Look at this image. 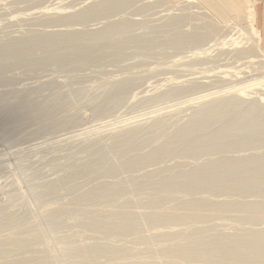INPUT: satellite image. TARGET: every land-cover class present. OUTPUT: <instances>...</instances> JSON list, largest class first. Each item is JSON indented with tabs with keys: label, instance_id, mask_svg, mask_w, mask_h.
I'll list each match as a JSON object with an SVG mask.
<instances>
[{
	"label": "rangeland",
	"instance_id": "rangeland-1",
	"mask_svg": "<svg viewBox=\"0 0 264 264\" xmlns=\"http://www.w3.org/2000/svg\"><path fill=\"white\" fill-rule=\"evenodd\" d=\"M177 1L0 0V264H231L221 235L264 233V57Z\"/></svg>",
	"mask_w": 264,
	"mask_h": 264
},
{
	"label": "bare ground",
	"instance_id": "bare-ground-1",
	"mask_svg": "<svg viewBox=\"0 0 264 264\" xmlns=\"http://www.w3.org/2000/svg\"><path fill=\"white\" fill-rule=\"evenodd\" d=\"M244 2L246 4V6H247L246 12L241 13L239 16H237L235 18L230 19L224 26L223 25L221 26L217 21H215L210 16H208L206 14H203L201 9L192 0H186V1H182V2L181 1H177V2H173V4L177 5V6L180 5V4L181 5L184 4V6H186L189 10H191L192 13L203 17L205 19V20H203V18H202L203 21H208L209 24L214 25L213 27H216L218 29L219 28L223 29V28L228 27V29H230L232 32H234V36H237L235 39H232V41H233V42H231L232 45L236 46L235 44L240 43V42L237 43L236 42L237 40H240V39L241 40H245L246 44L251 46L254 49L255 53L260 58H263L264 57V52L260 48L259 35H258V32H257L255 26H254L253 6L251 5L252 2L250 3L249 0L248 1L244 0ZM241 23L245 25L244 28H240V24ZM230 30H229L228 35L231 33ZM262 89L264 90V87ZM263 90H262L263 99H261L260 101H262V100L264 101V91ZM240 93L243 94L242 92H240ZM171 144H172V142H171ZM227 167H229V166H227ZM227 170H228V168H227ZM227 172H230V171H227ZM227 172H226V174L224 176L228 175L229 177H231L229 174H227ZM228 176H226V177L228 178ZM163 178H164V176H163ZM167 178L168 177H166V179ZM227 178L223 177V181L224 182L222 180L221 181H222V183H224L226 185L229 184L227 186L230 187L231 186L230 183L232 182V179L229 178L227 180ZM170 179L172 180L171 182L174 183L173 182V178L170 177ZM218 179L220 180V177H218ZM218 179L212 180L210 182V186L213 187L215 183H218V181H219ZM233 179H235V178H233ZM229 180H231V181H229ZM221 181H219V183ZM234 181L236 182V179ZM171 182H169V183H171ZM233 182H232V185H234V183H235V182L234 183ZM237 182H238V177H237ZM222 183H220V184H222ZM170 185L172 186V184H170ZM155 186L156 185H154L152 187L153 190H155L154 189ZM171 186L169 187V189L171 191H176L177 190L176 192H181V193L184 192L187 195H191L192 193H195L194 190H192L194 192H192L190 189L186 190V188H190L189 186H182V187H179L177 185L173 186V187H171ZM192 186H194V184ZM195 186H194V188L191 187V189H195ZM183 187H185V188L183 189ZM172 207H170L171 208L170 210L167 209V210L164 211V213L167 212V214L162 213L160 215L155 216L154 217V221L156 222L157 220H160V219H164L165 220L166 217L169 218L171 216H174L173 214L176 211L179 210V206H176L173 209H172ZM237 209L238 208H235V207H228L226 209V211L227 212L228 211L234 212ZM196 211L197 210L191 211V209H186V211L184 212V215H185L184 217L189 218L190 215H191V212L193 213V212H196ZM228 213H231V212H228ZM124 221H128V220H124ZM221 239H222V244H223L222 248H223V251H224V252L223 251L222 252H223L224 256L220 254V257H224V258L227 257V258L231 259V262H232L231 264H251V262H254V264H264V233L263 234H254V235H251L248 238H246V236H242L240 233H237V232H235L233 234H228L227 233V234L221 235ZM209 249H210L209 242L199 240V241H196L195 243H193L187 249V252L191 251V253L193 254V257H194L193 259L196 262L199 261V263L200 262L203 263L204 261H206V258L209 255H213L214 254V252L210 251ZM167 252H166L167 254H165L167 257H165V256L164 257L168 258L169 261L166 262L165 264L179 263V261H181L183 263L186 262V258H185L186 257V254H185L186 253V249L172 250L170 252L169 251H167ZM191 262H194V261H191ZM132 264H136V262L132 263Z\"/></svg>",
	"mask_w": 264,
	"mask_h": 264
},
{
	"label": "crops",
	"instance_id": "crops-1",
	"mask_svg": "<svg viewBox=\"0 0 264 264\" xmlns=\"http://www.w3.org/2000/svg\"><path fill=\"white\" fill-rule=\"evenodd\" d=\"M199 1L213 15L223 20L228 18L231 19V17L233 18V16L241 14L246 5L245 2H242L241 0H232L231 2L228 0L230 3L227 4H224L223 0ZM253 7L254 21L255 25L257 24V32H259L260 47L264 51V0H259Z\"/></svg>",
	"mask_w": 264,
	"mask_h": 264
}]
</instances>
